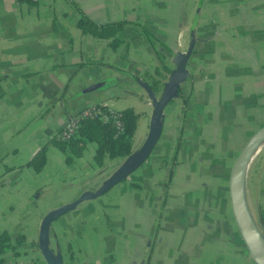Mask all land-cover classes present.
<instances>
[{"label": "crops", "instance_id": "1", "mask_svg": "<svg viewBox=\"0 0 264 264\" xmlns=\"http://www.w3.org/2000/svg\"><path fill=\"white\" fill-rule=\"evenodd\" d=\"M197 1L0 0V231L25 236L11 263L48 264L38 246L43 215L101 187L125 160L99 165L88 142L67 161L55 141L65 119L90 104L132 107L137 151L152 112L146 75L171 68L193 39L189 74L164 108L155 156L55 218L49 245L63 264H255L228 180L264 124V0H204L191 30ZM80 16L126 19L121 42L113 47L82 31ZM41 150L46 160L36 170L30 161ZM257 160L264 165V155ZM245 196L264 232V171L250 163ZM142 198L143 212L134 204Z\"/></svg>", "mask_w": 264, "mask_h": 264}, {"label": "water", "instance_id": "2", "mask_svg": "<svg viewBox=\"0 0 264 264\" xmlns=\"http://www.w3.org/2000/svg\"><path fill=\"white\" fill-rule=\"evenodd\" d=\"M204 0H198L190 29L197 24L199 11ZM194 40H190L185 51L177 50L172 57L171 67L159 94H155L148 84H145L152 102V112L147 135L140 148L125 157L119 168L108 177L104 184L96 190H85L71 201L49 209L42 217L38 246L43 258L48 264H63L61 253L54 252L49 245V229L51 222L63 213L73 210L85 200L93 199L104 193L116 182L126 178L129 173L142 164L154 148L162 129L163 111L166 105L179 95L181 82L189 74L188 60L193 52ZM138 79V78H137ZM264 139V124L255 129L235 157L229 173L228 187L231 211L239 234L255 264H264V232L253 218L246 201V174L249 163L258 144Z\"/></svg>", "mask_w": 264, "mask_h": 264}, {"label": "trees", "instance_id": "3", "mask_svg": "<svg viewBox=\"0 0 264 264\" xmlns=\"http://www.w3.org/2000/svg\"><path fill=\"white\" fill-rule=\"evenodd\" d=\"M126 19L108 20L96 22L87 16H80L77 20L78 26L84 32L92 33L98 37L110 39L113 47L121 42L119 32L123 29ZM164 72L156 68L155 75H146L145 79L155 94H159L163 86V78L166 72L170 71L168 65L162 64ZM124 121V131L115 134L114 126L110 122H103L97 117H87L81 120L76 134L69 140L55 138L58 146L66 152L65 159L70 161L76 156L83 154L88 142L95 143L94 161L102 164L106 157L119 158L126 157L132 152V138L139 113L132 107H125L120 110ZM46 160L44 150L38 152L30 161V164L39 170ZM25 240L22 233L12 236L6 230L0 231V264H16L10 262V255L19 252L18 245Z\"/></svg>", "mask_w": 264, "mask_h": 264}, {"label": "built area", "instance_id": "4", "mask_svg": "<svg viewBox=\"0 0 264 264\" xmlns=\"http://www.w3.org/2000/svg\"><path fill=\"white\" fill-rule=\"evenodd\" d=\"M87 117H97L103 122H110L115 134L122 133L125 125L119 109L108 107L102 103L90 104L70 114L64 121L56 137L61 140L71 139L77 132L81 120Z\"/></svg>", "mask_w": 264, "mask_h": 264}, {"label": "rangeland", "instance_id": "5", "mask_svg": "<svg viewBox=\"0 0 264 264\" xmlns=\"http://www.w3.org/2000/svg\"><path fill=\"white\" fill-rule=\"evenodd\" d=\"M169 73V72H168ZM147 129V128H146ZM145 129V130H146ZM139 129L137 130V134H139ZM139 137H140V134L138 135ZM85 150V149H84ZM154 153V149H152V151H151V154L149 155V156H151V155H154L155 156V154H153ZM261 155H264V144L260 147V149L253 155V157H252V159H251V162H250V167L252 166V165H254V169H256L257 170V168H258V171L259 170H261V171H264V165H260V162H258V157L259 156H261ZM153 156V157H154ZM73 160V159H72ZM157 162V158H153L152 160H151V164L152 163H156ZM254 163V164H253ZM150 165V164H149ZM123 183V182H122ZM121 182H120V184H118V187L120 186V185H123ZM146 187V188H145ZM145 187H143L142 188V192H141V194H143L145 191H146V189H147V185H145ZM125 195L126 196H129L128 195V192L126 191L125 192ZM134 199H137L136 197L134 198ZM148 201V200H147ZM146 198H142V199H138V200H134V204L135 205H139V206H142V208L140 209V211L141 212H143V211H145V209H144V207H146ZM152 203V201L151 200H149V207L152 205L151 204ZM248 207H249V210H250V213L252 214V216L253 217H255L256 216V213L254 212V208H253V205L252 204H249L248 205ZM147 208V207H146ZM147 210V209H146ZM256 220V219H255ZM256 222L258 223L259 221H257L256 220ZM260 223H258V225H259ZM260 226V225H259Z\"/></svg>", "mask_w": 264, "mask_h": 264}, {"label": "bare ground", "instance_id": "6", "mask_svg": "<svg viewBox=\"0 0 264 264\" xmlns=\"http://www.w3.org/2000/svg\"><path fill=\"white\" fill-rule=\"evenodd\" d=\"M264 144V139L258 144L256 150L254 151V154L260 149V147ZM253 154V155H254Z\"/></svg>", "mask_w": 264, "mask_h": 264}]
</instances>
